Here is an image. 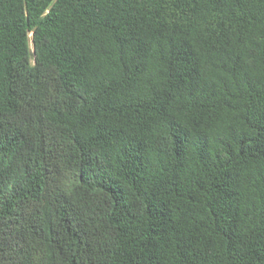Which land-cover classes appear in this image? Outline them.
Listing matches in <instances>:
<instances>
[{
	"label": "trees",
	"instance_id": "obj_1",
	"mask_svg": "<svg viewBox=\"0 0 264 264\" xmlns=\"http://www.w3.org/2000/svg\"><path fill=\"white\" fill-rule=\"evenodd\" d=\"M0 264H264V0H0Z\"/></svg>",
	"mask_w": 264,
	"mask_h": 264
}]
</instances>
